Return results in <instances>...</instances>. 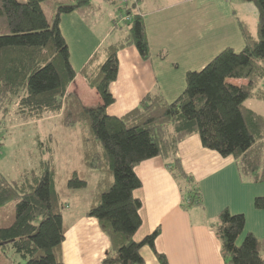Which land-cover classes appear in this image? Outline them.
I'll return each mask as SVG.
<instances>
[{"label": "trees", "instance_id": "obj_1", "mask_svg": "<svg viewBox=\"0 0 264 264\" xmlns=\"http://www.w3.org/2000/svg\"><path fill=\"white\" fill-rule=\"evenodd\" d=\"M68 1L0 0V113L15 110L23 121L56 115L59 125L77 136L78 156L77 166L59 186L45 163L39 174L29 171L13 180L0 174V207L15 202L13 219L0 225V249L4 254L13 250L26 264H64V212L71 208L75 218L97 219L108 237L102 264H143L145 246L161 264H168L155 248L160 229L135 238L143 223L142 202L135 194L142 187L136 167L163 158L183 201L189 206L199 203L201 191L179 156L180 143L198 135L204 148L234 157L243 177L264 183V113L246 104L250 99L264 103V0H244L260 9L259 37L238 20L244 40L240 51L226 47L201 70H189L186 87L174 100L162 91H150L121 117L107 112L115 103L110 87L118 78V54L134 46L142 59L151 57L138 3L119 9L122 16H131V21L115 26L120 39L102 45L83 67L87 84L102 100L86 105L69 89L77 72L60 25L62 15L95 4ZM43 5L55 9L53 24ZM255 208L264 209V197L255 199ZM245 225L244 214L229 209L216 218L213 232L225 264H264V240L244 234Z\"/></svg>", "mask_w": 264, "mask_h": 264}, {"label": "crops", "instance_id": "obj_2", "mask_svg": "<svg viewBox=\"0 0 264 264\" xmlns=\"http://www.w3.org/2000/svg\"><path fill=\"white\" fill-rule=\"evenodd\" d=\"M193 1L177 0L166 5H150L149 0L145 8L142 7L143 0L141 4L138 2L137 11L142 14L145 23L151 57L149 60L142 59L134 46L119 52L118 78L110 87L115 103L108 108L109 115H125L150 91H162L167 97L165 80L173 68H168L164 62H167L171 49L183 51L188 46L186 44L195 39L190 34L178 36V22L180 17L185 16V10L181 7L191 5ZM100 3L95 5L100 8ZM82 9L63 16L60 25L69 45L72 65L77 72L69 89L76 92L86 105H97L101 103V97L89 87L82 69L102 45L110 43L108 40L112 39L114 42L120 39L122 33L115 26L121 25L124 19L113 22L119 16L113 4L112 11L116 17L109 21L107 27L96 30L83 17ZM210 12L212 23L206 28V31L210 30L208 35L214 36L217 30L226 39L241 37L238 38L239 46H244L238 24L241 19H233L234 15L230 14L214 18V10ZM245 24L247 25L246 22ZM230 30L234 31V36L232 33L230 36ZM257 112L264 113V106L262 111ZM179 156L185 171L194 177L201 191V201L190 206L183 201L178 184L163 158L142 162L136 167L142 187L135 194L142 202L140 213L143 223L136 240L160 229L155 248L165 254L168 264H225L220 242L213 232V224L224 209L244 214V234L252 233L259 240H264V209L255 208V199L264 197V183H254L243 177L234 157H222L217 152L204 148L198 135L180 143ZM66 211L68 214L64 223L67 231L62 244L64 264H102L110 241L101 230L98 220L84 215L78 217V214L75 218L71 208ZM243 238L241 236L239 242ZM141 255L143 264H161L154 250L148 246L141 249Z\"/></svg>", "mask_w": 264, "mask_h": 264}, {"label": "rangeland", "instance_id": "obj_3", "mask_svg": "<svg viewBox=\"0 0 264 264\" xmlns=\"http://www.w3.org/2000/svg\"><path fill=\"white\" fill-rule=\"evenodd\" d=\"M60 3H68V0H55ZM149 0H141L142 7L147 5ZM177 0H151L150 5L161 4L166 5ZM180 1V0H179ZM184 1V0H181ZM93 4L100 3L92 8L85 7L81 10V14L93 29L99 30L107 27L109 21L116 17L113 14L110 0H92ZM138 0H121L115 2L116 11L121 18L131 21V16H122L119 9L125 5H135ZM140 2V4H141ZM185 10V16L180 17L178 22L180 25L179 35L190 34L194 41H190L183 51H177L175 48L169 51L164 65L173 68L167 75L166 94L169 100L175 99L180 95L186 87V74L189 70L198 71L207 65L219 52L226 47H235L236 51H240L243 46H239L241 37H226L217 30L213 34H209L206 28L211 26L210 11L214 10V18L223 15H234L233 19L239 17L245 20L248 29L255 37H259V19L260 9L253 2L244 0H194L190 5L182 6ZM45 16L49 24H53L55 9L43 5ZM68 14L62 15L65 16ZM237 20V19H236ZM62 21V18H61ZM124 23L122 22V25ZM110 29V28H109ZM183 32V33H182ZM229 32V31H228ZM230 36H234V31L230 30ZM177 36V37H178ZM242 40V39H241ZM107 42H113L112 39ZM242 45H243V41ZM185 44V43H184ZM174 62L175 66H174ZM162 74V73H161ZM162 81V76H161ZM237 84L247 83L246 80L233 79ZM162 83V82H161ZM264 86V80L261 83ZM93 89V88H91ZM95 90V89H93ZM95 92V91H94ZM247 106L256 111H262L263 103L256 100H248ZM13 110L8 115L0 113V174L9 180L16 179L22 173L34 171L39 174L43 172V164L45 163L49 169L57 174L58 186L63 182L66 174L77 166L78 156L76 154L77 136L69 134L58 123V117L54 114H45L42 119L23 121L17 117ZM48 147L50 151L48 150ZM53 156H52V154ZM15 213V202L6 203L0 207V225L13 219ZM64 212V218L67 215ZM138 238L135 236V238ZM242 241V240H241ZM240 243V242H238ZM0 264H26V261L15 254L13 250L4 254L0 249Z\"/></svg>", "mask_w": 264, "mask_h": 264}, {"label": "built area", "instance_id": "obj_4", "mask_svg": "<svg viewBox=\"0 0 264 264\" xmlns=\"http://www.w3.org/2000/svg\"><path fill=\"white\" fill-rule=\"evenodd\" d=\"M126 20H128V19L126 18Z\"/></svg>", "mask_w": 264, "mask_h": 264}]
</instances>
